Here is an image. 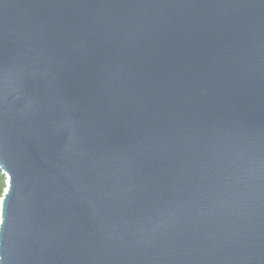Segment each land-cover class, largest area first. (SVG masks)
<instances>
[{
    "label": "water",
    "instance_id": "water-1",
    "mask_svg": "<svg viewBox=\"0 0 264 264\" xmlns=\"http://www.w3.org/2000/svg\"><path fill=\"white\" fill-rule=\"evenodd\" d=\"M0 264H264V0H0Z\"/></svg>",
    "mask_w": 264,
    "mask_h": 264
},
{
    "label": "trees",
    "instance_id": "trees-1",
    "mask_svg": "<svg viewBox=\"0 0 264 264\" xmlns=\"http://www.w3.org/2000/svg\"><path fill=\"white\" fill-rule=\"evenodd\" d=\"M8 187V178L7 176L0 170V222H1V201L4 197V194Z\"/></svg>",
    "mask_w": 264,
    "mask_h": 264
}]
</instances>
